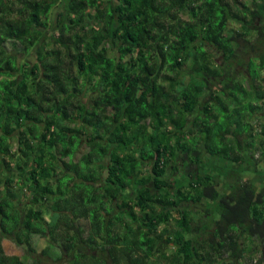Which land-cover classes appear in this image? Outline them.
Returning a JSON list of instances; mask_svg holds the SVG:
<instances>
[{"label":"trees","instance_id":"16d2710c","mask_svg":"<svg viewBox=\"0 0 264 264\" xmlns=\"http://www.w3.org/2000/svg\"><path fill=\"white\" fill-rule=\"evenodd\" d=\"M259 162L264 0H0V264L264 262Z\"/></svg>","mask_w":264,"mask_h":264},{"label":"rangeland","instance_id":"374dc122","mask_svg":"<svg viewBox=\"0 0 264 264\" xmlns=\"http://www.w3.org/2000/svg\"><path fill=\"white\" fill-rule=\"evenodd\" d=\"M183 17L187 18V14L184 13L183 14ZM234 28H238V25L233 23V26ZM216 56L218 57L217 59H219V56L216 54ZM32 61H35V56H33L31 58ZM262 124V121H257V124L255 126L256 127V132H259V129H260V126ZM18 144V142L16 141L15 142V146ZM86 147L83 146L82 149H80V151L78 152L77 156H76V160L80 159V157L86 153ZM58 156H62V154H60V152L58 153ZM261 157V151H257L256 152V158L255 159H258ZM234 167H236V169L238 170V173H239V166L238 165H234ZM17 170V169H16ZM16 170L14 171L15 173ZM261 174L264 175V162H259L257 165H252L250 167H248L247 169H245L244 171L242 170L241 173H239L240 175V178H242L243 180H246L248 179L249 181H252L253 184L257 185L258 187H260L262 185V177H261ZM219 189L221 190V192H226L228 190V184L226 183V181H224L223 179H220L219 181ZM205 208H207L206 204L203 203L202 205H200L198 207V209H195V210H198V216H199V219H196L197 222H204L206 224L209 225V228L210 229H214L215 228V223L212 222L211 220H207V218H212L213 217V214L214 212L212 213H208L209 216L206 215V212H205ZM193 209V208H192ZM174 218L175 220L178 219V216L176 214H174ZM194 218H197V217H194ZM175 220L171 222V226L172 228L175 227ZM200 220V221H199ZM84 226L86 225L85 222L82 223ZM202 226H203V223H200L198 225L195 226V231H198V233L201 231L202 229ZM46 241L45 239L43 238H40V237H35L34 239V245L36 246L37 248V253L36 254H31L27 251V248H23V247H19L16 245L15 242H13L11 239H4L3 240V245H4V248H5V251L7 254L9 255H16V256H20L21 258H24L26 261L33 257H38L40 258L41 260H43L44 263H47V264H62L64 263L65 261H61L59 263H55L53 262L52 260H50L49 258H44L43 256H41L40 252L45 248L46 246ZM173 250L171 248H168L167 249V253H171ZM262 258V255L261 254H257L254 258L253 261H249V258L247 257L246 259L245 258H242L240 260L241 263L243 264H264V262H259V260ZM155 259V258H154ZM64 264H68V263H64ZM161 264H165L164 262H162Z\"/></svg>","mask_w":264,"mask_h":264}]
</instances>
